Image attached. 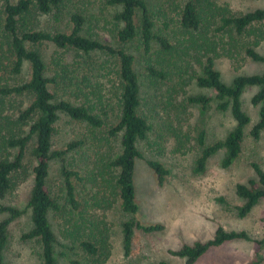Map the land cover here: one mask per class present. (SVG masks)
Instances as JSON below:
<instances>
[{
    "label": "trees",
    "instance_id": "1",
    "mask_svg": "<svg viewBox=\"0 0 264 264\" xmlns=\"http://www.w3.org/2000/svg\"><path fill=\"white\" fill-rule=\"evenodd\" d=\"M69 0H5L0 19V201L4 200L18 175L24 170L25 152L29 146L34 160L32 169V186L26 208L31 214V229L22 238L36 239L42 249L41 264H56L55 245L57 237L49 221L50 213H60L61 204L51 194L48 187V176L52 160L63 162L71 152L84 162L83 168L72 164L61 166V176L68 205L67 214L70 220L63 231L64 240L77 243L91 259L92 264H104L110 256V245L100 216L111 210L116 202L124 214L135 215L138 206L135 202L133 173L135 161L143 160L157 176L162 185L168 170L158 161L145 160L138 143L148 142L152 124L141 112V82L135 68V56L125 50L127 44L139 41L140 49L145 55H157L170 65L189 55V50L199 64L200 73L192 79L200 90L214 92V98L203 95H189L190 104L200 105L206 109L214 101L220 112L229 111L234 127L223 140L206 145L204 135L198 137L199 153L194 161L193 171L203 174L208 160L223 151L221 167H231L239 158L245 130L250 124V117L243 111L241 96L246 88L254 87L256 93L250 104L258 108V119L249 131L250 137L260 140L264 137V73L238 75L230 84L224 83L220 73L215 69V59L219 56L215 42L208 34L212 25H217V32L237 36L252 37L250 46L245 49V56L253 62L264 64V55L256 51L264 42V9H255L244 14L231 13L225 6H218L215 0H186L179 11L178 28L175 34L182 42L172 44L169 39L155 32L153 13L145 0H106V3L118 8L113 16L116 22V40L119 46L107 44L83 34L84 17L77 12L70 14L69 31L48 32L37 30L32 23L31 15L39 16L58 13ZM168 23V22H167ZM165 23L164 27L168 24ZM177 32V33H176ZM185 42V43H183ZM51 43L63 52L74 51L78 55L101 53L113 59L116 76L114 95L117 100L118 115L115 124L106 122L104 117L94 113L91 105H76L69 99L58 97L59 86L73 84V79L66 75V67L60 65V58L53 61L54 71L49 75L38 46ZM203 54H200L199 52ZM168 56V57H167ZM200 56V58H197ZM188 62V61H187ZM29 67L28 79L10 86L6 83L11 74L20 76L24 65ZM146 70L154 78L165 79L166 74L147 64ZM76 84V83H75ZM27 94L30 104L19 110L18 117L3 115L5 98ZM86 96V95H85ZM63 114L73 121L85 123L95 133L104 131L103 141L108 150L110 142L118 143V153L107 155L101 153L98 139H93V153L98 156L97 162L90 161L89 149L84 148L82 141L67 144L64 150L52 151V137L55 124ZM24 128H28L27 130ZM112 149V148H111ZM108 150L106 152H108ZM113 150V149H112ZM91 163H90V162ZM90 164H94L90 167ZM254 176L245 183H238L235 194L243 203L236 207L237 216L245 218L253 208L264 199V170L259 164H250ZM78 168V169H77ZM80 172L81 175H80ZM73 179L84 183L82 192H77ZM85 186L89 187L87 191ZM225 203L223 199H219ZM97 213H100L97 215ZM0 214L8 218L0 221V264H3V251L7 241V228L11 221L20 217L23 211L0 203ZM122 244L125 256H129L135 230L143 233H154L163 230L162 225L144 226L134 219L121 225ZM248 241L255 246L254 258L249 264H261L264 260V237L253 239L246 231H226L218 227L212 239L206 242H195L184 245L176 251H168L173 257L183 258L186 264H194L209 249L222 246L232 241ZM74 264V263H73ZM76 264V263H75ZM157 264H168L160 261Z\"/></svg>",
    "mask_w": 264,
    "mask_h": 264
},
{
    "label": "rangeland",
    "instance_id": "2",
    "mask_svg": "<svg viewBox=\"0 0 264 264\" xmlns=\"http://www.w3.org/2000/svg\"><path fill=\"white\" fill-rule=\"evenodd\" d=\"M4 1L0 0V19ZM145 1L154 16L155 32L167 37L172 44L182 42V38L175 31L178 28L179 11L186 0ZM215 1L218 6H225L235 14L264 9V0ZM73 12L79 13L85 19L84 35L119 46L116 40V22L113 19L118 8L108 5L106 0H69L58 13V17L53 14L39 16L33 13L31 20L37 30L67 32L71 27L69 18ZM165 23L168 24L167 27H164ZM218 25L211 26L208 36L219 50L215 69L224 83L230 84L238 75L264 73V64L253 62L245 56L244 51L250 46L252 37L219 33L216 30ZM138 44L139 41H135L132 45L129 43L122 46L135 56V68L141 82V112L152 124L148 142H140L138 147L145 160L160 162L168 170V175L160 185L157 176L145 161H135L133 185L137 213L124 214L118 201L111 210L100 216L102 227L105 228L104 235L110 245V256L104 264H157L160 261L186 264L183 258L173 257L168 251H176L195 242H206L213 238L218 227L226 231H246L253 239L263 238L264 199L260 200L248 216L239 218L236 207L242 205L243 201L235 194L238 183H245L254 176L250 166L252 162L259 164L264 170V137L254 141L249 135L251 127L258 119V108L250 104L257 89L246 88L241 96L242 109L251 122L245 130L239 158L231 167L223 169V151H220L208 160L203 174H196L193 169L199 153V135L203 133L206 145L223 140L234 127L231 114L229 111H218L214 101L206 109L187 101L189 95L203 94L212 98L215 95L213 91L200 90L194 85L192 77L200 73V66L193 56V49L189 50L190 56L183 59L184 62L177 61L170 65L169 58L163 60L157 55H145ZM37 48L48 66L49 75L54 71L53 61H57L59 57L60 65L66 67V75L73 79L72 85L66 82L65 87L59 86L58 97L69 99L76 105H91L97 115L104 117V113L107 114L105 119L109 125L116 123L118 106L114 88L117 83L115 84L116 76L112 73L115 70L112 66L113 59L101 53L86 56L78 55L74 51L63 52L51 43H43ZM256 51L264 55V42L260 43ZM199 53L203 54L201 51ZM147 64L158 70L162 69L166 74L165 79L149 75ZM2 74L8 77L6 83L12 86L28 79L29 67L25 64L20 76L6 72ZM4 100L3 115L15 119L19 115L18 111L30 104L31 97L23 94ZM92 134L85 123L73 121L61 114L55 124L52 151H61L71 142L82 141L84 148L89 149L87 154L90 155V161L96 163L98 156L93 153V139L96 138L99 140L101 153L106 157L118 153L116 141L110 142L113 150H108L107 145L105 146L103 130L96 132L95 138ZM31 148L32 145L25 152L24 170L18 175L5 199L0 201L4 206L23 211L20 217L13 219L8 225L3 264L42 263L39 241L22 238L32 227L31 214L26 208L33 178L34 160ZM76 156L69 152L63 162L52 160L50 164L48 187L61 204L60 213L49 214V221L58 240L55 245L56 264H92L90 257L77 243L63 238L70 216L67 214L66 192L60 171L62 165L70 168L69 164L73 162V169L75 165L83 168L84 162ZM93 166L94 164H90V167ZM73 180L76 191L82 192L84 187L81 185L84 183ZM85 187L88 191L89 187ZM219 199H223L225 203H221ZM5 218H8L6 214H0V221ZM131 218L144 226L162 225L163 230L154 233L135 230L131 252L129 256H125L121 225ZM254 254L255 246L252 242L238 240L209 249L194 264H249ZM261 264H264V260Z\"/></svg>",
    "mask_w": 264,
    "mask_h": 264
}]
</instances>
